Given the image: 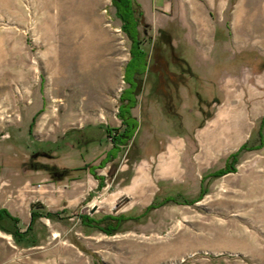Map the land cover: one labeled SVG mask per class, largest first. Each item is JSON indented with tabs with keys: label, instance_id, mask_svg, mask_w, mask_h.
Returning a JSON list of instances; mask_svg holds the SVG:
<instances>
[{
	"label": "rangeland",
	"instance_id": "374dc122",
	"mask_svg": "<svg viewBox=\"0 0 264 264\" xmlns=\"http://www.w3.org/2000/svg\"><path fill=\"white\" fill-rule=\"evenodd\" d=\"M137 1L156 76L132 109L134 147L97 168L105 130L123 129L130 57L112 0H0V181L24 190L12 201L25 220L41 212L34 245H5L0 264H264V0ZM189 51L202 73L179 81ZM245 143L234 171L210 177ZM167 195L181 203L138 217ZM79 214L138 219L106 234Z\"/></svg>",
	"mask_w": 264,
	"mask_h": 264
},
{
	"label": "trees",
	"instance_id": "16d2710c",
	"mask_svg": "<svg viewBox=\"0 0 264 264\" xmlns=\"http://www.w3.org/2000/svg\"><path fill=\"white\" fill-rule=\"evenodd\" d=\"M112 4L115 8L117 17L122 22L121 25L122 31L126 34V36L130 40V49H129L130 57L125 64L124 72H123V78L127 86L121 92L119 98L120 104L118 106V113H117V116L122 123L123 129L122 130L114 129L115 130L114 132H111L110 129H107V133L111 139L112 145L109 150L110 153L108 152L105 158L102 159L99 165L97 166L99 168L104 167L106 162L111 158H115L117 156V153L120 151L121 147H126V146H129V148L134 147L132 141L138 130V121L137 118L132 114V109L137 105V95L142 90L141 84L143 77L147 75V76H152V78L154 79V76H156V71L153 68H151L152 65L150 64V57L148 55V51L141 46L142 39L140 37L138 27L141 24L143 11L141 10V6L139 2L137 0H112ZM167 43L171 45L170 40ZM158 48L160 51L158 52V55H156L157 60H159V56H161L162 54L164 55V53L162 52L159 46ZM166 57L167 56H165L164 58ZM156 66L157 63H155L154 66L155 69ZM186 66L189 67L187 62H186ZM205 117H208V112ZM260 123H261L260 125L261 128L264 124V115L262 116ZM259 134L261 135L260 129H259ZM246 147L247 145L245 143L242 146H240L236 152L230 154V156L228 157L229 160L226 162L224 168L216 170L215 172L210 174V177H218L228 171H234L235 168L233 165L236 161V157H237L236 155L238 151L245 149ZM129 157H130L129 163L131 165L132 164L131 154ZM95 168L96 167L94 166L89 167L90 173L93 175L94 178L98 180V187L100 188L104 185V178L98 176L95 173L94 171ZM125 173L129 174L126 179V181H128L130 176L132 175V169ZM205 178L206 176H203L200 180L201 185H200V191L197 196L198 199H200L206 191V188L202 184ZM178 199L179 197H177V195L176 196L167 195L159 203H154L152 201L149 205L144 207V209L142 210V212L139 214L138 217L145 216L152 209H155L168 202L181 203L178 201ZM184 202L187 203L188 201L184 200ZM3 214L9 216L8 212H6L5 210H3ZM50 215H52V213L50 212L46 213V217H50ZM36 216H37L36 212L30 211L31 220L28 227L32 225ZM78 216L82 225L93 229H97L106 234H113L115 231H118L120 225L127 220L138 219L134 217L132 218L125 214H117V215L103 214L99 218H95L89 214H79Z\"/></svg>",
	"mask_w": 264,
	"mask_h": 264
},
{
	"label": "crops",
	"instance_id": "0c3cea01",
	"mask_svg": "<svg viewBox=\"0 0 264 264\" xmlns=\"http://www.w3.org/2000/svg\"><path fill=\"white\" fill-rule=\"evenodd\" d=\"M139 4H140V6H142L141 3H139ZM196 44H198V42H196ZM219 59L221 60V58H219ZM187 61L189 63V66L191 68L195 69L198 74L202 73L197 66V62H196L195 58H193L192 51L188 52ZM211 63L212 64L209 65L208 69H211L212 65L218 64L216 59L212 60ZM219 65H222V62H219ZM220 68H224V67H220ZM206 69H207V66H206ZM204 72L210 73L209 70L208 71L205 70ZM113 159L114 158H111L110 160H113ZM97 168H99V167H97ZM95 170H96V168H95ZM97 175L101 176L103 178L105 177L103 172L98 173ZM104 180H105V178H104ZM22 183L23 184L21 187L29 186V189L31 190V187L29 185L30 184L29 180H24ZM9 184H8V182H1L0 181V253L4 250V246L5 245L7 246V244L11 245L12 247L15 244L16 245L23 244L27 247L34 245V244L29 243L33 238V236H31V235L32 234L34 235V232L32 231L33 230L32 225L30 227H28L30 220H31L30 211H29L30 207L28 206V208H27L28 209V217H26V220H25V217L22 216V214L24 213L23 207H21V209L16 208L15 203L12 201L14 199L12 197L24 194V190L23 191L19 190V186L16 185L17 186L16 187V193L13 194L12 193L13 191L7 187V185H9ZM97 187H98V183H97ZM102 187H100V188H102ZM3 210L8 212L9 216L4 215ZM34 212H36V214L38 216H40V214H41L40 211L39 212L34 211ZM45 215H46V213H45ZM27 219H30L29 223H27V221H28ZM35 219H36V217H35Z\"/></svg>",
	"mask_w": 264,
	"mask_h": 264
},
{
	"label": "flooded vegetation",
	"instance_id": "af4514ba",
	"mask_svg": "<svg viewBox=\"0 0 264 264\" xmlns=\"http://www.w3.org/2000/svg\"><path fill=\"white\" fill-rule=\"evenodd\" d=\"M145 32V31H144ZM174 53V52H173ZM161 55V54H160ZM160 57H164V55L162 54ZM159 57V58H160ZM187 57H188V55H187ZM187 57H178V60H177V62H176V64L175 65H177V64H182V66L184 67V69H186L188 72H185L184 70H181V69H178V70H175V72H174V74L173 75H176L177 76V78H178V80L180 81L181 79H183V77L184 78H186L187 79V77H188V79L189 78H191L190 77V75H195V76H198L199 74L197 73V71L195 70V69H193V68H191L190 66L188 67V66H185L186 65V60H187ZM186 58V59H185ZM164 61V60H163ZM185 65H184V64ZM188 63V62H187ZM188 65H189V63H188ZM179 68H182V67H179ZM199 78V77H198ZM176 89V88H175ZM189 91V90H188ZM177 92H178V90H177ZM176 96H178V93L176 94ZM104 130V129H103ZM29 131H30V127H29ZM105 132H106V134H107V136H108V133H107V130H105ZM3 136V135H2ZM2 136H1V138H2ZM9 137V134L7 133V135H6V137L5 138H3V139H7ZM110 138V137H109ZM2 140V139H1ZM46 144V143H45ZM44 147H48V146H45L44 145ZM43 147V148H44ZM38 151V150H37ZM37 151H34V152H32L31 153V156L32 157H35L36 156V154L35 153H37ZM34 153V154H33ZM41 154H42V156H49V154L48 153H46V151H44V152H41ZM90 167V166H89ZM53 168V167H52ZM56 175H59L60 173H55Z\"/></svg>",
	"mask_w": 264,
	"mask_h": 264
},
{
	"label": "built area",
	"instance_id": "2783aa9c",
	"mask_svg": "<svg viewBox=\"0 0 264 264\" xmlns=\"http://www.w3.org/2000/svg\"><path fill=\"white\" fill-rule=\"evenodd\" d=\"M42 186V183H37L35 185H31V190H34L35 187L40 188Z\"/></svg>",
	"mask_w": 264,
	"mask_h": 264
}]
</instances>
